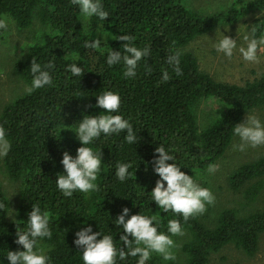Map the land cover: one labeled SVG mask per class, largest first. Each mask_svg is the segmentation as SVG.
Instances as JSON below:
<instances>
[{"label":"trees","instance_id":"16d2710c","mask_svg":"<svg viewBox=\"0 0 264 264\" xmlns=\"http://www.w3.org/2000/svg\"><path fill=\"white\" fill-rule=\"evenodd\" d=\"M109 17H86L71 0H0V16L7 14L17 30L32 26L35 16L40 32L31 45L10 61L11 74L21 81L19 92L0 103V125L6 129L10 150L1 157L8 178L19 183L16 208L10 215V201L0 182V264H10L8 251L23 250L17 245L16 223L28 227L33 205L50 212L52 237L40 239L50 264H84L82 249L74 244L75 233L92 225V230L111 234L117 248L122 226L115 219L124 207L132 214L157 215L159 231L167 233V221L179 219L184 235L173 237L175 260L166 264H207L212 253L232 245L247 256L258 249L264 232V145L256 158L235 165L226 180L236 198L207 205L202 215L186 223L182 216L163 212L152 200L151 191L159 176L152 161L155 148L163 145L175 157L181 171L208 188L210 164H216L230 148L235 125L255 109L264 110V71L243 84L217 80L201 68L197 56L187 46L198 36L215 28L234 24L251 12L264 13V0H231L228 7L209 14L193 6L191 0H101ZM255 29V33H253ZM4 30H0V35ZM135 37L138 48L151 46L150 56L138 62L134 78L124 77L123 62L109 66L110 50L123 52L124 41L116 36ZM264 34V14L254 18L251 38ZM102 37L99 49L85 46ZM180 53L182 75L177 76L167 63L170 55ZM49 69L52 85L34 90L30 67L32 59ZM77 64L84 71L74 76L69 70ZM167 70L171 79L162 81ZM114 91L121 97L119 113L128 119L138 142L129 144L126 132L101 134L90 147L102 151L99 191L65 196L57 187L64 174L63 152L73 157L81 142L76 129L84 116L103 111L97 96ZM215 100L220 110L205 109ZM118 163H131L130 178L120 181L115 173ZM202 182V183H201ZM166 186V182H165ZM127 219V217H126ZM127 251V249H125ZM139 256L117 257L116 264H137ZM152 253L146 264H165Z\"/></svg>","mask_w":264,"mask_h":264},{"label":"clouds","instance_id":"9594fccd","mask_svg":"<svg viewBox=\"0 0 264 264\" xmlns=\"http://www.w3.org/2000/svg\"><path fill=\"white\" fill-rule=\"evenodd\" d=\"M71 3L78 5L80 11L86 17L96 16L101 20L109 17V13L104 10L101 0H71ZM11 17L7 14L0 16V30H8ZM255 33V29H253ZM102 37L91 42H85V46L99 49ZM115 39L124 41L122 44L123 52L120 50H110L107 55L109 66L123 62L125 70L124 77L134 78L137 74L138 62L150 56L151 46L138 48L133 42L135 37L129 34L116 36ZM247 47L239 49L244 60L258 63V50L264 45V36L259 39L245 36ZM218 52L224 53L227 57L233 56L234 49L237 47V40L230 36L223 38L215 45ZM180 53L170 55L167 63L173 68L177 76L182 75L180 68ZM54 68V64L49 62L43 67L33 58L31 62V73L33 74L32 84L26 88L31 94L34 90L52 85L53 77L49 69ZM69 70L74 76H82L84 71L77 64L69 66ZM171 79L167 70L162 74V81L167 82ZM96 104L103 109L100 114L84 116L79 123L75 133L82 146L77 148V154L73 157L68 151L63 152L61 163L64 174L58 175L56 184L58 189L67 197H71L74 192L90 193L99 191L96 183L98 174L101 172L102 151L95 152L91 145L101 134L110 136L126 132L124 139L129 144L138 142L137 133L133 130L132 124L119 113L121 97L114 91H105L97 96ZM234 133L240 137L241 143L233 145L234 149L244 151L248 146L258 147L264 145V124L255 116L247 114L242 123L235 125ZM10 142L6 138V129L0 125V157L6 156L10 150ZM152 165L154 172L159 176L155 187L151 191L152 200L167 213L172 212L177 216H182L186 223L190 218L202 215L207 205L215 203V196L209 188L201 187L194 178L184 171L175 162V157L165 149L163 145L155 148ZM131 163H118L116 166V177L120 181H125L132 176L129 169ZM219 166L210 164L208 171L215 173ZM166 182V186H165ZM4 204L0 203V209ZM130 209L124 207L122 212L115 219L117 226H122L123 233L120 240L123 247L117 248L111 234H104L92 230V225L81 228L75 233L74 244L82 249V259L84 264H116L117 257L120 260L127 259L128 256H139L137 264H146L151 258L152 253H157L164 260H175L176 256L173 249L176 247L173 237L184 235V228L179 219H169L167 221V233L159 231L161 220L157 215H143L137 213L129 216ZM127 217V219H126ZM51 215L47 210L42 211L39 205H33L29 213L28 227L22 230L16 223L17 245L23 246V250L8 251L7 259L10 264H50V258L43 247L40 246V239L51 238L52 231L49 227ZM127 249V251L125 250Z\"/></svg>","mask_w":264,"mask_h":264},{"label":"rangeland","instance_id":"374dc122","mask_svg":"<svg viewBox=\"0 0 264 264\" xmlns=\"http://www.w3.org/2000/svg\"><path fill=\"white\" fill-rule=\"evenodd\" d=\"M196 9L203 13L209 14L215 11L223 10L228 7L231 0H191ZM264 13L251 12L246 17L240 19L234 24L221 26L198 36L188 46L197 56L199 65L202 69L208 71L217 80L243 84L246 80H252L258 77L264 71V51L258 50L259 62H250L244 60L239 49L247 47L245 36L251 39V30L254 18L262 17ZM12 21V20H11ZM40 32V24L35 16L31 27L24 30H17L13 22L9 23L7 31L0 35V103L8 100L10 97L19 92L22 86L20 80L11 74L10 61L17 53L22 52L24 46L31 45ZM230 36L237 40V47L234 49L231 58L216 50L215 45L223 38ZM264 36V34H263ZM264 48V45L261 46ZM221 106L215 100L205 102V109L220 110ZM250 115L257 116L264 124V110H252ZM245 115L244 120L246 119ZM241 122V123H242ZM238 136V135H237ZM241 143L240 137L234 139L230 148L223 157L216 163L219 166L215 173H210L208 178V188L212 191L218 203L236 198L235 192L232 191L226 180V174L237 164L247 162L257 157L260 153V147L248 146L244 151L233 148V145ZM0 182L4 189L5 195L10 201V215L16 208L18 198L19 183L11 181L6 175L1 165L0 157ZM196 182L200 184L199 180ZM202 183V182H201ZM165 264L167 263L164 262ZM207 264H264V232L259 237L258 249L252 256H247L232 245H226L218 252L212 253Z\"/></svg>","mask_w":264,"mask_h":264}]
</instances>
